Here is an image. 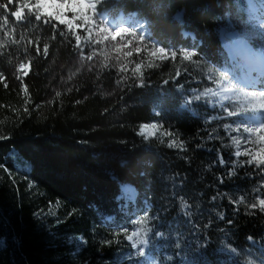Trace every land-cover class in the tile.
I'll use <instances>...</instances> for the list:
<instances>
[{
  "label": "trees",
  "instance_id": "obj_1",
  "mask_svg": "<svg viewBox=\"0 0 264 264\" xmlns=\"http://www.w3.org/2000/svg\"><path fill=\"white\" fill-rule=\"evenodd\" d=\"M249 1L99 0L105 19L134 18L154 43L177 51L175 60L142 69L143 87L139 78L93 67L92 58L83 67L85 31H53L27 8L15 21L11 10L29 0L0 10L9 20L0 21V264H122L134 251L126 237L138 219L145 221L147 254L160 264H239L223 245L264 264V214L247 208L264 198V174L236 162L229 177L236 149L219 126L233 120L205 124L223 115L217 106L182 107L191 89L213 86L202 85L193 65L228 66L221 31L248 21ZM183 50L197 56L186 61ZM21 63L29 66L26 76L17 71ZM151 122L173 136L136 135L140 123ZM172 139L187 150L167 148ZM51 207L56 214L49 217Z\"/></svg>",
  "mask_w": 264,
  "mask_h": 264
},
{
  "label": "snow or ice",
  "instance_id": "obj_2",
  "mask_svg": "<svg viewBox=\"0 0 264 264\" xmlns=\"http://www.w3.org/2000/svg\"><path fill=\"white\" fill-rule=\"evenodd\" d=\"M13 2V0H0V10H7L9 5ZM25 8L28 9L30 13L34 14L35 21L40 22L43 18L44 24H51L53 31H55L60 25L66 26V31L68 33H76L80 31L82 28L87 31L89 34L91 32V27L95 26L98 29L97 34L100 32L106 31L102 24L104 23L103 19L100 18V14L98 13V4L94 2V0H35L34 6L25 3L20 6V8L12 9L11 16L15 18V21H21L24 16ZM180 14L178 13L176 16L177 20H180ZM0 21H2L3 25H8L9 20L7 15H0ZM11 31H15L13 28ZM61 34L63 35L65 29H60ZM185 37L189 36L190 33L185 32ZM248 36L254 35V33H248ZM118 38H121L123 43L122 46L128 47L129 51L127 52V56L131 57L133 55L132 45L133 39L138 42L135 47V52L137 54L141 53L143 48H151L148 55L156 57L159 60L168 59L169 56L172 60H175L177 57V51L171 50L170 52L163 46H155L152 44H145V36L137 35L135 31H131L129 28L121 27L118 30L114 31L111 34V40L117 41ZM82 37L80 35H75V42L77 47H80ZM105 40L108 39L107 36L104 37ZM95 43H100L99 40L95 41ZM225 47L230 50L235 47L237 49L236 55H238L243 61L247 62L249 65L254 64L257 59L260 57V52L249 43L247 40H240L236 34L225 32ZM39 51V49L37 50ZM48 52V47H44V54L46 55ZM180 55L186 61H192L193 57L197 56V52L195 50H183ZM82 59H91L90 55H84L82 51L81 55ZM235 58V57H234ZM151 66V65H150ZM143 67L142 63H136L135 67L131 69L133 78H137V74H139L140 83L137 85L138 87H143V72L141 71ZM128 69L125 66H121L119 68L120 72H125ZM208 77L207 79L211 81L215 87H207L206 90L202 92H197L196 89H191L190 92L193 93L190 96L184 98L182 107H188L193 105L194 103L204 102L211 107L219 106L224 115H213L204 121L205 124L211 123L214 120H224L226 117H240L243 115V119L235 121V127H233L230 123H224L220 125L224 132L231 137L232 143L236 145V150L234 152L235 161L233 162V166L229 171V177L236 175L235 172V163L239 162L240 166L243 167L247 165L249 167L255 165L257 169H260L261 174H264V90L260 91H249V92H241L235 86H233L231 80L227 77L229 75L228 68L225 66L223 69L219 70L218 74L213 70L212 67H208ZM18 73H22L23 75H27L29 71V66L25 63H21L18 68ZM264 75V74H262ZM18 79L21 77L18 76ZM6 78L0 73V81L5 80ZM127 79V77H124ZM247 80L250 83H264V81L256 80L253 78V72L249 71L247 74ZM165 84L168 83L167 80L164 81ZM5 88H7V84L5 83ZM179 88H183L184 85L181 84L178 86ZM25 95H27V87H24ZM59 95V93H57ZM216 98V99H212ZM227 102V104L225 103ZM248 113H252L253 115H247ZM156 115H160L159 112ZM255 121L257 126H250L249 122ZM163 124L162 122H151V123H140L139 129L136 133L139 137H143L148 139L150 137L157 138V134L160 136H173V131L171 129L167 131H162ZM213 132L216 129H212ZM232 133H237V136H232ZM244 133L247 134V137L241 136L239 134ZM5 137H0L3 139ZM219 138V137H217ZM209 140L212 139L211 133L208 137ZM251 144V145H259L256 148L245 147L243 151L240 150L241 143ZM160 143H163L160 140ZM169 149H179L182 151H186L185 144L176 139L170 140L167 145ZM197 147H200L199 145ZM211 151V149H208ZM241 156L248 157L247 160L240 161L239 158ZM220 165L223 166L225 161L222 158V154L219 157ZM221 183H223V178H221ZM31 187V185H29ZM261 188H264V185H261ZM261 188H257L254 191L259 192ZM125 191L129 194H132L131 189H125ZM215 200L216 197L213 196L211 198ZM240 202L245 203L244 198L240 197ZM247 208L255 210L259 209V211L264 214V198H259L257 201L252 202L247 205ZM36 215H39L37 213ZM221 220L224 219L223 215L219 217ZM140 224H144V220L138 221ZM231 223V221H229ZM127 232V229L124 230ZM158 236L163 235V233H157ZM140 233L133 231L131 235H127V241L131 242V247L137 248L140 245H147L148 240L144 238H139L134 240V237H139ZM248 241H252L253 237L248 236ZM209 241L205 238V241L198 244V248H202L204 243H208ZM71 243V240L69 241ZM221 251L230 250L235 252V248H230L228 245H223L220 249ZM140 256H143L145 253L143 249L140 250Z\"/></svg>",
  "mask_w": 264,
  "mask_h": 264
},
{
  "label": "rangeland",
  "instance_id": "obj_3",
  "mask_svg": "<svg viewBox=\"0 0 264 264\" xmlns=\"http://www.w3.org/2000/svg\"><path fill=\"white\" fill-rule=\"evenodd\" d=\"M31 2V5L34 6L35 0H29ZM99 0H94V2H98ZM100 18L103 19L104 23L102 24V27L106 29L104 32H100L99 35L97 34L98 29L95 26L91 27L90 34L85 31L83 28L81 30L85 31L86 33V44L89 48V55L92 57V61L90 62L93 67H96L98 69H104L105 67H110L114 70H116L118 73H124L127 74L129 77L133 78L132 71L135 67L136 63H142L143 67L152 65L155 62L162 61L157 59L156 57L148 55L151 48H143L141 53L137 54L135 52V47L137 46V41L135 38L133 39V45H132V52L133 55L131 57L127 56V52L129 51L128 47L122 46V39L118 38L117 41L111 40V34L118 30L121 27L129 28L131 31H135L137 35H144L145 36V44H152L154 43L149 38V31L146 27V24L140 21H137L134 18H120L117 21H109L105 19L102 15H100ZM64 26V25H62ZM66 28V26H64ZM236 31L239 33L240 40H247L249 43H251L257 51L260 52V57L257 59V61L249 65L247 62L243 61L237 53V49L233 47L231 50L226 47L227 52L230 57V62L227 66L228 68V79L231 80L233 86H235L239 91L241 92H249V91H260L264 90V83H250L247 80V74L249 71L253 72V78L260 77L256 80L264 81V75H262L263 67H264V0H250L249 1V19L246 23H244L240 28L236 29ZM225 32L233 33L234 31H228L227 29H223L221 31V34L225 36ZM248 33H254L252 36H248ZM107 36L108 39L105 40L104 37ZM99 40L100 43H95V41ZM155 46L159 47L156 43H154ZM170 57V56H169ZM235 57V58H234ZM88 63V59H81V64L84 67ZM125 66L128 70L125 72H120L119 68L121 66ZM193 68L198 71V75L202 78L201 81H203L202 85H205V82L208 84H212L215 87V85L207 79L209 73H208V67L198 65H193ZM141 69V71H142ZM218 74L220 73L219 70L213 69ZM139 74H137L138 79ZM206 90V88L199 90L197 92H202ZM216 99V98H212ZM227 104V102H225ZM219 108V106L217 105ZM220 109V108H219ZM221 110V109H220ZM222 112V110H221ZM223 113V112H222ZM224 115V113H223ZM247 115H253L252 113H248ZM233 120V127H235V121L243 119V115L240 117H231ZM250 126H257L255 121L249 122ZM160 135L159 133L157 136ZM233 136H237V133H232ZM241 136L247 137V134L241 133L239 134ZM152 138V137H150ZM148 138V139H150ZM235 149L236 145L234 144ZM245 147L249 148H256L259 147V145H251V144H245L241 143L240 150L243 151ZM240 159L242 161L247 160L248 157L241 156ZM56 214V209L54 207H51L48 212V216H54ZM141 219H138L136 221L135 227L133 231L139 232V237H134L133 239H139L144 238L148 240V234L147 230L144 224L138 223ZM131 231L129 235L133 232ZM129 242V241H128ZM82 243V241L78 240L77 244ZM131 244V242H129ZM147 245H140L137 248H133V252H125L123 254V261L122 264H160L158 262L153 261L150 259V257L147 254ZM143 249L144 255L140 256V250ZM230 249V248H229ZM225 252L230 255L231 259L239 264H263V259L259 255L252 254L251 252H244V253H238V252H232L230 250H225Z\"/></svg>",
  "mask_w": 264,
  "mask_h": 264
},
{
  "label": "water",
  "instance_id": "obj_4",
  "mask_svg": "<svg viewBox=\"0 0 264 264\" xmlns=\"http://www.w3.org/2000/svg\"><path fill=\"white\" fill-rule=\"evenodd\" d=\"M233 33L236 34V36L239 38V33L237 31H235Z\"/></svg>",
  "mask_w": 264,
  "mask_h": 264
},
{
  "label": "bare ground",
  "instance_id": "obj_5",
  "mask_svg": "<svg viewBox=\"0 0 264 264\" xmlns=\"http://www.w3.org/2000/svg\"><path fill=\"white\" fill-rule=\"evenodd\" d=\"M262 74H264V67H263V72H262ZM258 78H260V77H256L255 79H258Z\"/></svg>",
  "mask_w": 264,
  "mask_h": 264
}]
</instances>
